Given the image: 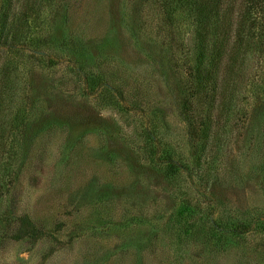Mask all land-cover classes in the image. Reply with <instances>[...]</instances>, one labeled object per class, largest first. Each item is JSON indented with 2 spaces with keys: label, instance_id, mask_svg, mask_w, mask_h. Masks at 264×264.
<instances>
[{
  "label": "rangeland",
  "instance_id": "1",
  "mask_svg": "<svg viewBox=\"0 0 264 264\" xmlns=\"http://www.w3.org/2000/svg\"><path fill=\"white\" fill-rule=\"evenodd\" d=\"M227 1L201 97L192 0H0V264H264V23Z\"/></svg>",
  "mask_w": 264,
  "mask_h": 264
},
{
  "label": "trees",
  "instance_id": "2",
  "mask_svg": "<svg viewBox=\"0 0 264 264\" xmlns=\"http://www.w3.org/2000/svg\"><path fill=\"white\" fill-rule=\"evenodd\" d=\"M221 0H192V4H197L196 10L198 11L200 18L197 21V31L195 32V36L197 39V51L200 54V57L196 58L197 66L195 68L194 77L197 80L196 88L194 92H199V94L204 96L205 94L214 93V87L210 86V88L205 87V81L211 83L213 78L209 73H204L203 61H202V53L205 49V39L206 36V27L211 24L213 20L217 19L221 14L219 13V4ZM229 7L231 9L236 5V38L240 42H244L249 36L248 32H244V30H248L254 26L259 30V27L263 26L264 23V0H228ZM195 10V11H196ZM224 14L228 12V8L223 9ZM230 12V11H229ZM258 22V24H257ZM248 29H247V28ZM207 91L209 93H207ZM199 95V96H200ZM200 97V98H201ZM211 108V107H210ZM209 108V109H210Z\"/></svg>",
  "mask_w": 264,
  "mask_h": 264
}]
</instances>
